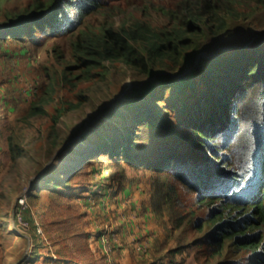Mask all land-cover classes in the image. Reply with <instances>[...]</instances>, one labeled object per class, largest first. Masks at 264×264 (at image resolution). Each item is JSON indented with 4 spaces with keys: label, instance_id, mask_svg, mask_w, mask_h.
<instances>
[{
    "label": "trees",
    "instance_id": "16d2710c",
    "mask_svg": "<svg viewBox=\"0 0 264 264\" xmlns=\"http://www.w3.org/2000/svg\"><path fill=\"white\" fill-rule=\"evenodd\" d=\"M99 7L101 0H31L20 14L13 12L0 23V33L36 37V31L75 29L78 20ZM161 10L166 20L158 27L147 22L104 25L79 32L73 41L79 73L70 76L65 68L60 79L66 82L85 78L108 61L139 75L162 72L136 98L113 110L119 124L110 125L111 139L97 133L92 140L94 149L102 150L85 149L80 164L52 179L59 184L63 177L64 186L51 190V207L60 208L66 197L61 188L70 187L99 159L111 163L107 167L114 170L107 178L118 180L116 188L123 190L122 162L154 177L150 199L156 215L166 211L173 227H210L196 242L210 257L226 248L249 249L256 264H264V47L233 42L242 39L240 28H251L264 14V0H172ZM199 51L204 52L199 65L174 77L184 59ZM166 92L171 94L164 97ZM64 102L51 114V126L76 103ZM26 112L32 116L47 110L33 104ZM140 125L148 133L139 141L135 127ZM8 132L5 126L0 137L13 155L16 147ZM179 190L194 196L195 207L203 205L205 215L193 217L196 210L185 204ZM180 209L186 212L178 213ZM44 216L47 235L59 243L58 261L97 264L85 234L72 232V223L61 226L58 212ZM61 228L66 236L56 242L51 231ZM238 263L226 259L220 264Z\"/></svg>",
    "mask_w": 264,
    "mask_h": 264
},
{
    "label": "rangeland",
    "instance_id": "374dc122",
    "mask_svg": "<svg viewBox=\"0 0 264 264\" xmlns=\"http://www.w3.org/2000/svg\"><path fill=\"white\" fill-rule=\"evenodd\" d=\"M30 1L0 0V23L9 21L13 12L20 14ZM171 4L172 0H101L102 8L83 16L75 29L36 31V37L0 33V130L9 127L16 147L12 155L0 137V264H66L56 259L59 243H53L44 227L49 210L59 213L61 226L72 223V232L87 236L97 264H220L226 259L256 264L249 249L226 248L221 255L210 257V251L196 245L210 227L202 231L173 227L166 211L156 215L150 199L154 177L122 162L123 190L116 188L118 180L107 178L114 170L107 167L111 163L99 159L70 187L61 188L66 197L60 208L51 207V190L64 186L63 177L59 184L52 179L80 164L85 149H99H94L92 141L97 133H107L110 140V125L119 124L111 115L113 110L136 98L162 72L139 75L119 62L108 61L85 78L74 76L66 82L60 79L65 68H70V76L79 73L73 41L79 32L104 25L129 27L147 22L158 27L166 20L161 8L166 10ZM240 34L242 39L233 41L236 44L264 47V14L251 28H240ZM203 54L199 51L184 59L174 77L197 67ZM169 92L163 96L173 90ZM63 101L76 103L70 107L67 102L69 108L51 126V114ZM33 104L44 105L47 113L27 115ZM135 131L139 141L148 133L141 125ZM49 166L50 171L40 178ZM179 192L185 204L196 210L193 217L205 215L203 205L195 207L194 196ZM185 212L180 209L178 213ZM51 234L56 242L66 236L62 228Z\"/></svg>",
    "mask_w": 264,
    "mask_h": 264
},
{
    "label": "built area",
    "instance_id": "2783aa9c",
    "mask_svg": "<svg viewBox=\"0 0 264 264\" xmlns=\"http://www.w3.org/2000/svg\"><path fill=\"white\" fill-rule=\"evenodd\" d=\"M103 239V238H102ZM105 239H103V241H104ZM136 249L137 250H139V249H141V246H136Z\"/></svg>",
    "mask_w": 264,
    "mask_h": 264
},
{
    "label": "crops",
    "instance_id": "0c3cea01",
    "mask_svg": "<svg viewBox=\"0 0 264 264\" xmlns=\"http://www.w3.org/2000/svg\"><path fill=\"white\" fill-rule=\"evenodd\" d=\"M125 253V250H123V254Z\"/></svg>",
    "mask_w": 264,
    "mask_h": 264
},
{
    "label": "bare ground",
    "instance_id": "6f19581e",
    "mask_svg": "<svg viewBox=\"0 0 264 264\" xmlns=\"http://www.w3.org/2000/svg\"><path fill=\"white\" fill-rule=\"evenodd\" d=\"M104 177H106V176H104Z\"/></svg>",
    "mask_w": 264,
    "mask_h": 264
}]
</instances>
